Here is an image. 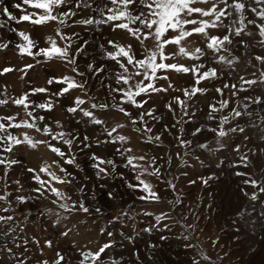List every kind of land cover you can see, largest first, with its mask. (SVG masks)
I'll return each instance as SVG.
<instances>
[{
	"label": "clouds",
	"instance_id": "clouds-1",
	"mask_svg": "<svg viewBox=\"0 0 264 264\" xmlns=\"http://www.w3.org/2000/svg\"><path fill=\"white\" fill-rule=\"evenodd\" d=\"M0 264H264V0H0Z\"/></svg>",
	"mask_w": 264,
	"mask_h": 264
}]
</instances>
